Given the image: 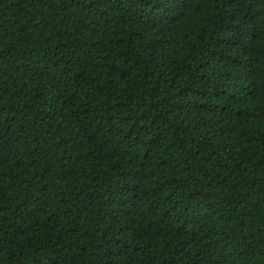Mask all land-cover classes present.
<instances>
[{
    "label": "trees",
    "instance_id": "1",
    "mask_svg": "<svg viewBox=\"0 0 264 264\" xmlns=\"http://www.w3.org/2000/svg\"><path fill=\"white\" fill-rule=\"evenodd\" d=\"M0 264H264V0H0Z\"/></svg>",
    "mask_w": 264,
    "mask_h": 264
}]
</instances>
